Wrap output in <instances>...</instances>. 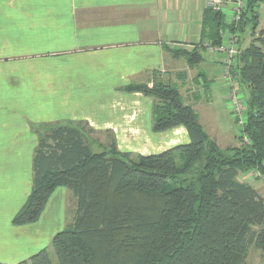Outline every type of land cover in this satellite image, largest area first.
Returning a JSON list of instances; mask_svg holds the SVG:
<instances>
[{
  "label": "trees",
  "instance_id": "trees-1",
  "mask_svg": "<svg viewBox=\"0 0 264 264\" xmlns=\"http://www.w3.org/2000/svg\"><path fill=\"white\" fill-rule=\"evenodd\" d=\"M257 1L244 0L236 24L209 7L201 21L202 38L212 46L223 29L238 37L229 67L246 95L238 145L219 147L177 87L161 79L124 88L154 99V132L186 129L188 142L159 153L121 151L114 136L94 150L89 134L95 130L84 120L32 125L30 192L11 224L37 221L57 187L72 193L75 208L51 239L55 262L42 248L11 264H245L250 248L264 251V196L238 178L250 170L264 177V30H257L264 1ZM199 50L172 55L192 65L201 60Z\"/></svg>",
  "mask_w": 264,
  "mask_h": 264
},
{
  "label": "crops",
  "instance_id": "crops-1",
  "mask_svg": "<svg viewBox=\"0 0 264 264\" xmlns=\"http://www.w3.org/2000/svg\"><path fill=\"white\" fill-rule=\"evenodd\" d=\"M204 9L205 0H0V40L5 41L0 43V67L5 68L0 71V82L7 83L5 87L20 104L30 105L26 127L84 120L95 132L106 131L122 137L118 140H128L126 145L131 141L128 137L160 135L161 152L188 142L186 129L175 126L154 132V99L125 91V87L152 85L161 79L176 86L183 101L196 112L203 109L211 125L220 124L223 112L233 120L219 56L201 47L208 41L201 35ZM229 9L224 20L230 17ZM257 13L258 30H264L262 14L258 9ZM190 47L200 49L198 63L190 65L183 57L172 55ZM4 71L10 75H3ZM200 117L198 114L202 125ZM135 146L134 150L146 148L144 141ZM30 187L31 180L27 186L12 179L1 184L0 195L16 198L5 210L19 209ZM252 187L264 196L258 187ZM55 192L61 202L66 189L57 187L52 192L41 217L53 210ZM59 202L55 204L58 209ZM2 206L0 203V214L5 211ZM26 241L24 252L0 258V262L27 259L35 247L33 232ZM16 243L18 251L19 240L5 245L13 249ZM29 248L30 252L25 250Z\"/></svg>",
  "mask_w": 264,
  "mask_h": 264
},
{
  "label": "rangeland",
  "instance_id": "rangeland-1",
  "mask_svg": "<svg viewBox=\"0 0 264 264\" xmlns=\"http://www.w3.org/2000/svg\"><path fill=\"white\" fill-rule=\"evenodd\" d=\"M205 8L207 7L205 6ZM230 10L231 9H229V11ZM258 10L262 14L264 23V3L259 5ZM229 16L231 17V11L229 12ZM228 20L229 18L227 20L225 19L226 23H228ZM249 33V30H247L244 37H242L241 40L243 45L248 43V40L250 39ZM225 36L228 37L229 35L225 32ZM0 43L1 45H4L5 41L0 40ZM211 46L212 45H210L208 41H204V43L201 44L202 49L205 50H207V47L210 48ZM212 47L211 49H213ZM191 48L193 47H190L189 49ZM3 69L5 68L0 67V71ZM2 73L3 75H10L9 71H4ZM223 79L225 81L224 76ZM227 83L228 82H226V84ZM0 84L2 85L0 86V126L1 124L6 125L5 127H0V185L6 184L9 179H12L15 182L18 181L20 186H27L31 180V159L33 148L35 147L34 145H36L37 142V135L31 126L26 127L24 124L27 122L26 119L32 111L29 110L30 105L19 103L20 100L12 95L11 89L5 87L7 83L5 84L1 81ZM237 94L238 97H240L239 103L243 104L242 118L236 117L235 112L232 110L230 111V114L233 117L232 120L227 113L222 111L223 118L221 119L220 124L218 126H213L206 119V112H203V109L201 112L200 109L196 108L199 116H201L200 121L206 132L221 148L230 145H238L240 129L246 119V95L240 87H238ZM230 106L231 105L229 104V107ZM225 107L226 104L224 103L223 110H225ZM39 118H42L41 115ZM89 135L90 139L93 140L92 144L94 143V150H100L101 147L110 142L113 137L112 134L106 133V131L90 132ZM113 138L117 148L121 151L126 149L124 147H133V150H130L133 154L147 155L160 152V135L128 137L131 141H129L127 145L125 143L128 140L124 142V140H118L122 137L117 138L114 136ZM143 141L146 144V148L142 150H139L140 148L134 150L135 147H137L135 145ZM156 143L158 146H153ZM238 178L242 181L251 183L254 187H258V190L264 194V177L261 178L254 176L253 170H250V172L246 174L243 173L239 175ZM54 194L52 198L54 204L52 207L53 210L44 217H41L40 215L38 220L33 223V226H30L32 223H29L30 225L24 224V226L28 225L27 228H24L23 225H18L20 226L18 228L11 226V218L18 209L11 211V213H9L11 209H5L11 207V205L16 202V198L14 195H0V203L3 205L1 209L5 210L0 214V243H4V247H0V258L6 259L10 258V256L16 255L18 252L20 253L25 248L23 246L26 244L25 242H27L26 239H28L33 232V235L35 236L33 253L42 248H47L51 260L55 262L56 259L51 247V239L55 233L61 231L65 224L71 220L75 208V199L72 193L67 189L65 196L61 201L62 203L59 202L60 199L58 198V195H56V192ZM18 198L19 197L17 196V199ZM58 202L59 209L55 207V204ZM10 226L17 230H14L13 228L10 229ZM10 240H12V243L19 240L18 245L20 248L18 251L15 249L17 243L12 246L13 249H10V246L5 245L6 243L9 244ZM25 250L30 252V248ZM17 262H19V260ZM245 264H264V251L254 247L250 248Z\"/></svg>",
  "mask_w": 264,
  "mask_h": 264
},
{
  "label": "built area",
  "instance_id": "built-area-1",
  "mask_svg": "<svg viewBox=\"0 0 264 264\" xmlns=\"http://www.w3.org/2000/svg\"><path fill=\"white\" fill-rule=\"evenodd\" d=\"M260 1L264 0H258L257 5L260 3ZM205 6L215 11H220L222 14H224L227 9L230 8L231 17H229V20L227 22L236 24L240 18L241 13L244 10L245 2L244 0H205ZM225 32L229 35L228 37L225 36ZM237 42V35L226 28L221 31V42L217 46H211L213 49H211L210 47L209 50L218 55L219 60L221 61L222 73L225 81L228 82L227 99L229 104L231 105L230 111L233 110L236 117L242 118L243 104L239 103L240 97H238L237 94L238 86L229 72V67L232 59L239 53ZM253 172L254 176L262 178L261 174L258 171L253 170Z\"/></svg>",
  "mask_w": 264,
  "mask_h": 264
}]
</instances>
